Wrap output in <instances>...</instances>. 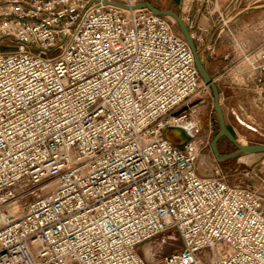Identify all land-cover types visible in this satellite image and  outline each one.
<instances>
[{
	"label": "built area",
	"instance_id": "2783aa9c",
	"mask_svg": "<svg viewBox=\"0 0 264 264\" xmlns=\"http://www.w3.org/2000/svg\"><path fill=\"white\" fill-rule=\"evenodd\" d=\"M137 1L0 0V264H264V192L201 173L195 129L163 135L207 85ZM179 14L207 56L222 34L234 49L217 0ZM240 51L264 82V46ZM162 233L180 245L150 262L141 245Z\"/></svg>",
	"mask_w": 264,
	"mask_h": 264
},
{
	"label": "rangeland",
	"instance_id": "374dc122",
	"mask_svg": "<svg viewBox=\"0 0 264 264\" xmlns=\"http://www.w3.org/2000/svg\"><path fill=\"white\" fill-rule=\"evenodd\" d=\"M260 2H264V0H259L253 4ZM167 17L171 22L172 29L177 31L179 29L178 24L172 17ZM228 18H230V15ZM232 21L233 20L230 19L229 24ZM230 26L234 30L237 40V44L236 42L233 43L234 49L237 50V54L235 55L237 57L236 62L239 61L240 65L245 67L249 75L251 73L249 63L241 55L240 49L255 50L260 46H264V24L257 23L256 19L248 21V18L241 17V19L236 21V23L230 24ZM12 45L13 41L9 37H4L0 40V50H7L11 48ZM198 51L204 60V64L208 66L209 61L206 51ZM257 91H259V89H257ZM257 91L254 86L248 85L245 94L243 96L235 94L232 101L234 102L233 104H237V102L242 104V113L244 115L246 113L251 114L250 119H253L257 123L254 124L257 130H253L239 121L237 117L240 115V111L236 106L227 109L225 107L224 114L227 128L232 131L234 137L241 143L264 142V100L259 101V98H257ZM261 95L264 96V90L261 91ZM192 101L196 102L188 106L191 110V114L187 123H189L188 125H190L192 130H196H194L195 136L201 146L197 159L200 172L208 174L212 173L215 168H218L226 175L229 182L246 184L264 192V152H243L240 154V159H242L241 162H235V157L231 158L229 161L230 164L225 161L226 159L222 161L216 160L210 147V141L218 130V119L213 110L210 87L207 85L206 88H199L184 104H189ZM196 121H199L201 125L198 129L197 127L195 128L194 125ZM224 139L225 138L222 137L220 139L221 144H218V149L221 150L220 153H222V151L229 152L234 149V146L228 144ZM223 161H225L224 164ZM179 245L180 242L177 238L168 237L166 233H162L145 241L141 245L140 253L148 261L154 262L157 261L160 255L174 248H178Z\"/></svg>",
	"mask_w": 264,
	"mask_h": 264
},
{
	"label": "crops",
	"instance_id": "0c3cea01",
	"mask_svg": "<svg viewBox=\"0 0 264 264\" xmlns=\"http://www.w3.org/2000/svg\"><path fill=\"white\" fill-rule=\"evenodd\" d=\"M149 1L161 8H173L179 13L181 0ZM257 1L259 0H217V4L220 7L225 8L227 16L230 15V19L233 20L230 24L236 23V21L241 19V17L248 18V21L256 19L257 23L264 24V7H262L264 6V2L253 4ZM203 19L204 18L201 17L200 21H202ZM209 26L210 33L208 34V38L213 39L215 29L211 25ZM177 31L180 32V29H178ZM236 51L237 50L235 49L232 50L229 38L225 34H222V37L215 42V48L213 52L207 58L209 61V65L206 66V68L217 84L220 105L223 111H225V107L227 109L229 107L234 108L236 106L240 111V115H238L237 117L239 121L249 128L257 130L254 127V124L257 123L253 119H250L251 114L246 113L244 115L242 113V104L240 102H237V104H233L234 102L232 101L235 97V94L243 96L248 85L254 86L256 91L257 89H259V91H257V98H259V101L264 100V96L261 95V91L264 90V82L257 83L252 71L248 75L245 67L241 66L239 61L236 62ZM194 125L195 128L197 127V129L201 126L199 121L194 122ZM219 151L221 152L220 149ZM223 152L224 151H222V153ZM240 154L234 157L227 158L225 161L230 164L229 161L231 160V158L236 157L235 162H241L242 159H240ZM225 161H223V164L225 163Z\"/></svg>",
	"mask_w": 264,
	"mask_h": 264
},
{
	"label": "water",
	"instance_id": "95a60500",
	"mask_svg": "<svg viewBox=\"0 0 264 264\" xmlns=\"http://www.w3.org/2000/svg\"><path fill=\"white\" fill-rule=\"evenodd\" d=\"M107 0H104L106 2ZM113 3L122 5L124 7H128L127 4L125 3H120L116 1H112ZM133 7H147L150 10H152L155 13L162 14L164 16H170L172 17L175 22L178 24L180 32L186 39L187 43L189 44L193 56H194V61L195 64L198 68L199 74L202 78V81L204 84L208 85L211 89L212 93V106L213 110L217 116L218 119V130L217 132L213 135L210 141V147L211 150L213 151L216 160L222 161L230 157H234L239 155L240 153L243 152H264V142H252V143H241L239 142L228 130L226 121H225V114L224 111L220 105V100H219V92H218V87L217 84L214 80V78L211 76L209 73L208 69L206 68V65L204 64L203 58L200 56L199 51L197 49V46L195 44V41L190 33V30L188 28V25L186 22L183 20L181 15L173 8L170 7H158L157 5L153 4L149 0H141L137 1ZM63 36V34H62ZM196 101H192L189 104H184L181 108H179L176 112L187 109L190 104L195 103ZM177 127H182L186 128V133H179L177 131ZM193 131L188 125L187 127H184V125H167L163 129V135L171 140L175 144H182L184 143L187 139L191 138L193 136ZM225 137L233 146L234 149L225 152V153H220L218 149V142L220 138Z\"/></svg>",
	"mask_w": 264,
	"mask_h": 264
},
{
	"label": "bare ground",
	"instance_id": "6f19581e",
	"mask_svg": "<svg viewBox=\"0 0 264 264\" xmlns=\"http://www.w3.org/2000/svg\"><path fill=\"white\" fill-rule=\"evenodd\" d=\"M176 125H184V127H187L189 123L187 122H183V123H175ZM229 130V129H228ZM177 131L179 133H186V128H182V127H177ZM230 131V130H229ZM230 133L233 135L232 131H230ZM234 136V135H233ZM249 153H253V152H249Z\"/></svg>",
	"mask_w": 264,
	"mask_h": 264
},
{
	"label": "flooded vegetation",
	"instance_id": "af4514ba",
	"mask_svg": "<svg viewBox=\"0 0 264 264\" xmlns=\"http://www.w3.org/2000/svg\"><path fill=\"white\" fill-rule=\"evenodd\" d=\"M225 138V137H224ZM221 139V138H220ZM223 140V139H222ZM228 144L230 143L226 138L224 139ZM218 144H221V141L219 140ZM231 144V143H230Z\"/></svg>",
	"mask_w": 264,
	"mask_h": 264
}]
</instances>
